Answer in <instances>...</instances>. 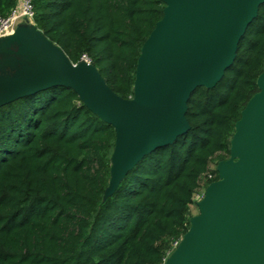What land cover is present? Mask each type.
<instances>
[{
	"label": "trees",
	"instance_id": "trees-1",
	"mask_svg": "<svg viewBox=\"0 0 264 264\" xmlns=\"http://www.w3.org/2000/svg\"><path fill=\"white\" fill-rule=\"evenodd\" d=\"M18 0H0L6 18ZM33 23L120 97L133 95L162 0H31ZM264 69V3L233 64L187 103L190 129L146 155L105 201L114 128L55 86L0 106V264H163L188 230L194 196L218 178L234 124ZM212 178H209V175Z\"/></svg>",
	"mask_w": 264,
	"mask_h": 264
},
{
	"label": "water",
	"instance_id": "water-1",
	"mask_svg": "<svg viewBox=\"0 0 264 264\" xmlns=\"http://www.w3.org/2000/svg\"><path fill=\"white\" fill-rule=\"evenodd\" d=\"M163 15L143 42L133 95L122 98L98 69L64 50L27 18L0 37V106L63 86L115 131L105 201L146 155L190 129L187 103L198 87L213 88L264 0H162ZM258 91L234 124L229 158L196 201L163 264H264V69Z\"/></svg>",
	"mask_w": 264,
	"mask_h": 264
},
{
	"label": "built area",
	"instance_id": "built-area-1",
	"mask_svg": "<svg viewBox=\"0 0 264 264\" xmlns=\"http://www.w3.org/2000/svg\"><path fill=\"white\" fill-rule=\"evenodd\" d=\"M33 6L31 0H18L11 13L6 18H0V37L11 34L18 22L23 18H27L33 22ZM84 60L90 62L86 57ZM213 176L210 174L209 178Z\"/></svg>",
	"mask_w": 264,
	"mask_h": 264
},
{
	"label": "rangeland",
	"instance_id": "rangeland-1",
	"mask_svg": "<svg viewBox=\"0 0 264 264\" xmlns=\"http://www.w3.org/2000/svg\"><path fill=\"white\" fill-rule=\"evenodd\" d=\"M204 189L202 188L201 190H199L198 193H196V195L194 196V203L191 205V215L198 214V208L196 205V201L201 198V196L203 195Z\"/></svg>",
	"mask_w": 264,
	"mask_h": 264
}]
</instances>
